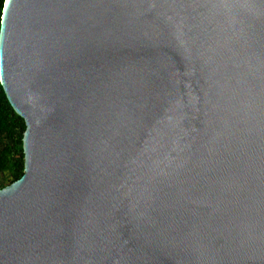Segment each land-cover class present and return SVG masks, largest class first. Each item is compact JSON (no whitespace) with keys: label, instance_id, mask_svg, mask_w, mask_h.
Wrapping results in <instances>:
<instances>
[{"label":"water","instance_id":"1","mask_svg":"<svg viewBox=\"0 0 264 264\" xmlns=\"http://www.w3.org/2000/svg\"><path fill=\"white\" fill-rule=\"evenodd\" d=\"M0 86V264H264V0H4Z\"/></svg>","mask_w":264,"mask_h":264},{"label":"trees","instance_id":"2","mask_svg":"<svg viewBox=\"0 0 264 264\" xmlns=\"http://www.w3.org/2000/svg\"><path fill=\"white\" fill-rule=\"evenodd\" d=\"M4 0H0V14ZM24 122L8 103L0 86V174L6 173L8 184L23 172L22 132ZM6 182H0V188Z\"/></svg>","mask_w":264,"mask_h":264},{"label":"rangeland","instance_id":"3","mask_svg":"<svg viewBox=\"0 0 264 264\" xmlns=\"http://www.w3.org/2000/svg\"><path fill=\"white\" fill-rule=\"evenodd\" d=\"M5 174H6V173H1V174H0V182H1V181L6 182V185H7V184H8V177H5V178H4Z\"/></svg>","mask_w":264,"mask_h":264},{"label":"snow or ice","instance_id":"4","mask_svg":"<svg viewBox=\"0 0 264 264\" xmlns=\"http://www.w3.org/2000/svg\"><path fill=\"white\" fill-rule=\"evenodd\" d=\"M8 0H6V4H7Z\"/></svg>","mask_w":264,"mask_h":264}]
</instances>
